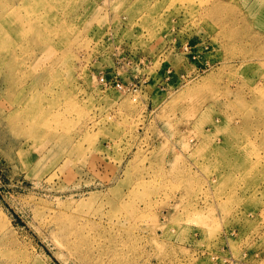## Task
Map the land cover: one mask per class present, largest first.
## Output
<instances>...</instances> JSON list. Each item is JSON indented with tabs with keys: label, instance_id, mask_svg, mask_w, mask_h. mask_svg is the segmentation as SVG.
Listing matches in <instances>:
<instances>
[{
	"label": "rangeland",
	"instance_id": "374dc122",
	"mask_svg": "<svg viewBox=\"0 0 264 264\" xmlns=\"http://www.w3.org/2000/svg\"><path fill=\"white\" fill-rule=\"evenodd\" d=\"M4 1L0 264H264V0Z\"/></svg>",
	"mask_w": 264,
	"mask_h": 264
},
{
	"label": "bare ground",
	"instance_id": "6f19581e",
	"mask_svg": "<svg viewBox=\"0 0 264 264\" xmlns=\"http://www.w3.org/2000/svg\"><path fill=\"white\" fill-rule=\"evenodd\" d=\"M6 1H8L10 3V7L13 8L15 5L18 4L19 1H22L23 2L24 0H5L3 3H6ZM13 11H15V9H11L7 13H3L2 11H0V26L1 27L4 26V25H6V23L11 24L12 26H16L17 25L16 23H19L18 20H16L15 18H13V15H14L12 13ZM1 27H0V29H1ZM35 38L37 39V41L39 40L40 42H43V39H45V40L48 41V36L47 35H43L42 36V34L40 32L37 33V35L35 36Z\"/></svg>",
	"mask_w": 264,
	"mask_h": 264
}]
</instances>
